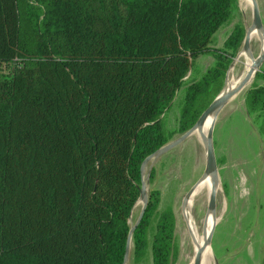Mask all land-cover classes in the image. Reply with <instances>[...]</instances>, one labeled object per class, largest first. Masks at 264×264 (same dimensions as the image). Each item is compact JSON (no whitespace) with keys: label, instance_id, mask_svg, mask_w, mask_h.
<instances>
[{"label":"trees","instance_id":"trees-1","mask_svg":"<svg viewBox=\"0 0 264 264\" xmlns=\"http://www.w3.org/2000/svg\"><path fill=\"white\" fill-rule=\"evenodd\" d=\"M235 2L0 0V264H122L140 163L172 134L161 115L198 55L213 61L185 83L172 130L219 91L243 28L210 43ZM244 104L264 132V83ZM159 200L147 189L130 264L175 255Z\"/></svg>","mask_w":264,"mask_h":264},{"label":"rangeland","instance_id":"rangeland-1","mask_svg":"<svg viewBox=\"0 0 264 264\" xmlns=\"http://www.w3.org/2000/svg\"><path fill=\"white\" fill-rule=\"evenodd\" d=\"M256 2L264 32V0H256ZM250 20H251L250 3L249 5L242 6L240 4V0H236L235 6L233 8V13L229 22L221 25L213 33V41L210 44L211 45L216 44L217 42L220 41L223 35L226 36V34H228L230 28L234 23H237L241 25L242 28H244L243 26L244 23L248 24ZM254 42L256 43V47H254L253 49L251 48V52L253 55H256L260 47V42L258 40L257 35H255ZM240 50L241 48L239 46L236 52L234 53V55L232 56L230 62L228 63L220 89L225 87L228 71L231 68L232 64L234 63L235 58L237 57L238 52H240ZM212 61L213 58L209 53H204L200 57L198 56L196 57V59L192 62V65L189 67L186 75L184 76L181 86L175 92L174 97L172 98L169 106L162 113L161 120L163 126L167 132L171 131L172 133L169 139L177 136L180 133L178 131H173L172 129L176 126V118L178 115L180 100L182 97L185 83L191 79L197 78L202 73V71L208 65H210V63H212ZM241 66H242V62L240 59H238L235 63V66L233 67L234 69L232 70L236 77L240 73ZM258 69L264 70V58L261 61ZM262 78L263 77H259V76L253 77L246 86H244L234 95H232L230 97L232 99L226 102L222 106V108L219 109V111L217 112L214 118L212 133H211V140H212L215 160L216 159L219 161L223 160V155L220 145V134L223 131V127L226 125L225 123L226 119L224 120V118L221 115V112L224 110V108L227 106L228 103H234V102L236 103L241 98H244L246 92L251 88V84L253 82L255 83L259 82ZM251 117H253V113H251ZM247 129H245V131H243L239 136L242 140V144L245 146H247L248 144L255 145L254 143L256 136H254L253 134L250 135ZM259 135L264 137V132H260ZM197 137L199 139V136L195 132H191L183 140H181L179 143H177L176 145L172 146L171 148L163 152L158 157L148 160L144 170V174H145L148 166H150L149 168H152V176L150 178L148 176V182L146 185H147V189H149L150 187H155L159 189L160 191V200L158 205L159 209L165 207L166 205H170L173 211V216H174L173 236L175 242V255L173 256V259L170 261L169 264H182L183 262H184L183 264H185L186 261L188 260V256L191 251V244L189 243L190 239L185 230L186 223L183 219L182 216L183 214L179 212L181 210L180 202L183 194L185 193L187 188L200 176L204 167V149L201 144V141H199L200 139L198 140ZM219 161L216 162L218 179H219V186L217 187L215 193L216 213H218L222 204H223V209L220 214L221 217L218 218V220L215 222L213 226V230L209 241L210 252L212 253L213 256V260H212L213 264L214 261H216V264H225L222 260V251H223L222 247L224 246L226 241L230 239V235H231L230 228H228L229 216L231 215V213L227 209V212L224 215L227 201L229 199V194L228 192L225 191L222 185V181L225 179V166L223 165V161L222 162ZM137 200L133 204L131 208V212L129 214V222L131 223L135 220L141 206V202L140 201L137 202ZM206 201L199 203L196 202L191 205V207L193 208L192 215H193L194 224L196 226V229L200 233L202 229V218L204 216L206 203H207ZM209 214L210 213H208L207 216L205 217V229H206V224L208 223L209 225V222L208 221L206 222L207 218L209 220V216L211 215ZM125 264H130L129 252Z\"/></svg>","mask_w":264,"mask_h":264},{"label":"crops","instance_id":"crops-1","mask_svg":"<svg viewBox=\"0 0 264 264\" xmlns=\"http://www.w3.org/2000/svg\"><path fill=\"white\" fill-rule=\"evenodd\" d=\"M225 37L223 35L214 45H221ZM261 83L264 78L257 82ZM221 115L226 119L220 134L223 160L215 161H223L225 166L222 185L229 199L224 215L227 209L231 213L228 222L231 235L222 247V260L225 264H261L264 255V137L251 123L244 98L228 103ZM245 129L256 136L255 145L242 144L239 136Z\"/></svg>","mask_w":264,"mask_h":264},{"label":"water","instance_id":"water-1","mask_svg":"<svg viewBox=\"0 0 264 264\" xmlns=\"http://www.w3.org/2000/svg\"><path fill=\"white\" fill-rule=\"evenodd\" d=\"M251 5V20L248 24L244 23V31H243V37L240 44V51H243L247 53V55L250 57V64L248 68L238 77L237 81L231 86L230 88H221L209 101V103L203 108V110L199 113L196 120L193 122L191 126H189L184 131L180 132L177 136L167 140L160 146H158L156 149H154L151 153L147 154L140 163V171H141V178H140V184H139V194H138V200L141 202V206L139 209V212L135 218V220L132 222L131 226L128 229L126 240H125V246H124V252H123V262L122 264H125L128 258V252L130 247V236L131 232L133 230V227L136 225V223L139 221L143 209L146 204L147 199V182H148V175H149V167L146 169V172L144 174L145 166L148 160L154 159L161 155L163 152L171 148L172 146L179 143L181 140H183L187 135H189L194 130H197L199 139L201 141V144L204 149V167L202 170V173L200 176L187 188L185 193L182 196L180 207L183 208L186 204V201L197 185V183L203 179L206 175L209 176L210 179V191L208 193L207 197V203L205 208V213L202 218V229L201 233H204V239L200 246L197 247L195 250V254L193 256L192 264H199L200 263V257H201V251L205 247V245H209L211 233L213 230V226L215 224L214 222L211 224L209 230L205 233V217L208 213L211 214L212 217L215 216L216 209H215V193L217 190V187L219 186V179L217 174V166L216 161L214 157L213 152V146H212V140H211V133H212V127L214 118L219 111V109L223 106V104L237 91H239L248 80L252 79L257 72L259 65L261 61L264 58V32H263V26L261 24L257 2L256 0H249ZM254 31V33L257 35L258 40L260 42L259 51L256 55H253L249 46V38L251 31ZM262 42V43H261ZM239 53V52H238ZM211 116V120L207 126V129L205 132L202 131V126L204 123V120L207 116ZM214 264H216V261H214Z\"/></svg>","mask_w":264,"mask_h":264},{"label":"bare ground","instance_id":"bare-ground-1","mask_svg":"<svg viewBox=\"0 0 264 264\" xmlns=\"http://www.w3.org/2000/svg\"><path fill=\"white\" fill-rule=\"evenodd\" d=\"M248 1H246V0H240V4L242 6L249 5L250 1L249 2ZM255 35L256 34L252 30L251 33H250V38H249V46H250V49L251 48L253 49L254 47H256V43L254 42ZM238 59L241 60L242 66H241L239 75L237 73L238 76L236 77L234 75V73H233L232 70L234 69L233 67L235 66V63H236V61ZM250 62H251L250 61V57L247 55V53H245L243 51H240L238 53L237 57L235 58L234 63L232 64L231 68L228 71L227 80H226V84H225V87L224 88H230L231 86H233V84L237 81L238 77L248 68ZM250 80H248L244 86H246L250 82ZM210 120H211V116L210 115L207 116L206 119L204 120V123H203V126H202V131L203 132L206 131L207 126H208ZM193 132H195L198 135L197 130H194ZM197 139H198V137H197ZM209 191H210V179H209V176L206 175L203 179H201L197 183V185L195 186V188L193 189V191L189 195V197H188V199L186 201L185 206L183 208H181V210L179 212V213L183 214L182 216H183V219H184V221L186 223V225H185L186 226V229L185 230H186V232H187V234L189 236V239H190V242L189 241L188 242L191 244V251H190V254L188 256V260L186 261L185 264H192V260H193L194 254H195V250L197 249L198 246H200V244L202 243V241L204 239V235H205L204 233L198 232V230L196 229V226H195L194 220H193V215H192V209L193 208L191 207V205L194 204V203H196V202L199 203V202L206 201V199L208 197ZM138 201L139 200H137V202ZM135 206H137V205H135ZM222 209H223V204L220 207L218 213H215V216L214 217H212L209 214L210 215L209 216V220H208V218L206 220V222L207 221L209 222V225H208V223L206 224L205 233L209 230V228H210L211 224L214 222V220L216 222L218 220V218L221 217L220 214L222 212ZM183 246H184V244H183ZM212 260H213V256H212V253L210 252V246L207 244V245H205V247L201 251V257H200V263L199 264H213L212 263Z\"/></svg>","mask_w":264,"mask_h":264}]
</instances>
